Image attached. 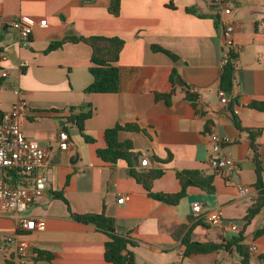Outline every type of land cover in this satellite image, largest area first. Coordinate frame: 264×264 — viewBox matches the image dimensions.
<instances>
[{"label": "crops", "instance_id": "crops-1", "mask_svg": "<svg viewBox=\"0 0 264 264\" xmlns=\"http://www.w3.org/2000/svg\"><path fill=\"white\" fill-rule=\"evenodd\" d=\"M214 1L120 0L119 15L113 16L108 12L109 0L90 4L83 0H0V54L7 56L0 60V71L8 72L5 78L0 75V117L15 102L13 90L19 87L27 102L22 133L50 156L45 190L24 212L42 221L43 228L16 235L13 221L0 211V264H20L15 255L10 258L12 249L3 250L6 235H15L50 256L24 264H107V237L92 225L73 220L70 212H103L113 218L116 233L133 242L128 251L135 264H241L234 245L185 256V236L189 242L226 245L241 234L242 246L264 251V234L256 235L264 228V208L247 224L244 221L258 196L249 131L261 130L256 142L264 185V112L250 107L264 102V32L256 28L264 22V0H230L229 15ZM19 15L47 22L44 28H33L28 47L21 46L8 25ZM227 20H233L235 27L228 40L222 28ZM70 34L124 41L117 62V93L84 92L92 82L88 45L64 43L46 52L52 42ZM153 46L177 59L154 51ZM229 48H239V52L232 90L224 93L228 102L222 104L220 59ZM175 77L184 87L177 85ZM190 87H196L197 94H188ZM161 96H168V102ZM80 105L91 106L84 134L93 143H87L69 121L70 109ZM127 124L139 131H120L118 139L130 141L138 154L135 171L161 172L152 183V193H178L181 186L176 174L181 171L213 176V191L189 186L178 204L170 205L150 197L131 175L127 162L104 163L96 155L104 147L103 132ZM211 127L230 139L223 151L235 159L238 168L230 175L215 173L208 166L215 155L207 137ZM61 131L68 136L67 151L60 149ZM142 158L148 159V167L140 166ZM32 183L27 175L18 185ZM236 184L250 187L252 194L239 196ZM121 196L124 200L119 204ZM194 203L201 206L197 217ZM216 209L223 212L218 224L202 217ZM246 264L256 262L249 256Z\"/></svg>", "mask_w": 264, "mask_h": 264}, {"label": "trees", "instance_id": "trees-1", "mask_svg": "<svg viewBox=\"0 0 264 264\" xmlns=\"http://www.w3.org/2000/svg\"><path fill=\"white\" fill-rule=\"evenodd\" d=\"M95 0H83L84 3L90 4ZM108 12L113 16H118L120 12V0H109ZM64 43H84L91 49L90 67L89 72L92 76L91 84L84 90L85 93H100V94H114L117 93L120 84V75L117 62L120 57V53L124 48V41L118 37H105V36H77L70 34L65 36L60 41L52 42L47 48L46 52L60 49ZM152 49L157 52H162L170 57L173 61L177 58L172 53L163 50L160 47L153 46ZM228 62L222 68L220 76L219 87L223 93H230L233 86L235 61L237 55L233 50H228ZM173 80V76H172ZM168 102V96H161ZM190 102H194L193 98H188ZM249 105V104H248ZM251 108L264 112V102H255L250 104ZM72 115L69 118L74 126L79 131L82 138L87 143H93L94 140L84 134V122L92 116V109L90 105H80L70 109ZM63 129H65L63 127ZM139 131V128L134 124H127L125 126L116 125L111 129H107L103 132L104 147L96 151V155L104 163L115 164L118 161H125L130 166L131 175L134 179L142 185L147 191L148 195L158 201L176 205L186 195V189L189 186H199L207 192H212V180L213 176L203 177L199 172L194 171H181L176 174L179 180L181 189L175 194H163L152 193V183L155 179L159 178L161 172H149L147 174H139L135 171L137 153L134 152L133 145L130 141L120 142L118 139V133L120 131ZM261 130L249 131L250 135V151L252 154V161L254 165V172L256 175L255 187L258 190V196L248 209L244 221L246 224L253 218L262 208H264V185L262 183V162L259 156L258 144L256 138L259 136ZM218 173L217 171H214ZM219 174V173H218ZM55 197L63 200L61 194H56ZM70 216L73 220L82 223L92 225L96 231L103 233L107 237V241L104 243V259L107 264H135L132 254H130L129 246L133 245L129 239L116 233L114 219L106 216L103 212L99 214H74L70 212ZM264 234V228L257 232V236ZM243 241V237L240 234L232 241L227 242L226 245H213V244H200L189 242L185 236L182 239V243L185 246L184 255L189 256L191 254H204L212 251H218L221 249H229L231 245L236 247L238 254L241 257V264H246L249 257L248 248H245L240 243ZM35 260H49L50 256L44 252H38L35 250Z\"/></svg>", "mask_w": 264, "mask_h": 264}, {"label": "built area", "instance_id": "built-area-1", "mask_svg": "<svg viewBox=\"0 0 264 264\" xmlns=\"http://www.w3.org/2000/svg\"><path fill=\"white\" fill-rule=\"evenodd\" d=\"M230 0H215L214 3L221 6L226 15L231 13L227 4ZM10 29L18 37L22 47H28L30 37L35 26L44 28L47 26L45 19L36 21L33 18L25 15L14 17L8 22ZM224 36H231L234 31V21L227 20L222 24ZM259 32H264V22H258L256 26ZM229 43V41H227ZM236 54L239 48L232 49ZM228 53H223L220 59V68L222 69L228 62ZM0 60H7L5 54H0ZM25 64H20L24 66ZM0 75L2 78L7 77L6 69H1ZM14 95L15 102L10 109L3 112L0 117V211L13 221L14 232L16 235L25 234L35 229H42L43 222L36 221L31 217H27L24 212L29 204L37 197L41 196L45 190L47 183V168L49 166V152L41 147L36 142L28 140L22 133L21 121L26 117L27 102L23 96V91L19 87H15ZM188 94L195 95L198 92L196 87L187 89ZM220 102L226 104L228 98L222 92L220 94ZM236 113V112H235ZM212 152L215 154L208 161V166L218 173L230 175L237 170L235 159L228 153L223 151L224 145L230 142L226 136H220L214 127L207 135ZM60 141V149L67 151L70 148L68 136L64 131L58 135ZM141 167H148V159L140 160ZM31 176L32 185L29 187L20 186L21 177ZM236 190L239 196L246 197L252 194V189L248 186L236 184ZM124 197L121 196L117 202L121 204ZM200 204L194 203L192 206L194 215L197 217L200 214ZM202 217L211 224H218L223 219V212L220 209L208 212ZM233 230L236 229L234 224H231ZM4 251L13 250V253L20 264L29 262L36 258L34 247L26 241L19 240L15 235H6L3 237ZM248 254L254 258L256 264H264V251L259 253L257 247L251 245L248 247Z\"/></svg>", "mask_w": 264, "mask_h": 264}, {"label": "water", "instance_id": "water-1", "mask_svg": "<svg viewBox=\"0 0 264 264\" xmlns=\"http://www.w3.org/2000/svg\"><path fill=\"white\" fill-rule=\"evenodd\" d=\"M175 80H176V83H177L178 86L184 87V84H182L178 78L175 77ZM226 94L229 95V93H226ZM57 156L60 157V151L57 153ZM75 157H76V155L71 157L70 159L71 160L76 159ZM13 257H14V254H11L10 258L13 259Z\"/></svg>", "mask_w": 264, "mask_h": 264}]
</instances>
